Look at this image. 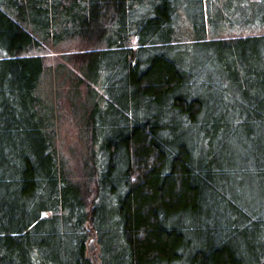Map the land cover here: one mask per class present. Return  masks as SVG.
Segmentation results:
<instances>
[{"label":"trees","instance_id":"1","mask_svg":"<svg viewBox=\"0 0 264 264\" xmlns=\"http://www.w3.org/2000/svg\"><path fill=\"white\" fill-rule=\"evenodd\" d=\"M184 3L0 0V264H95L91 232L97 264H264V35L206 17L183 41ZM64 41L91 47L66 57L95 100L78 176L26 54ZM189 45L214 50L213 90L191 89L208 70Z\"/></svg>","mask_w":264,"mask_h":264},{"label":"rangeland","instance_id":"2","mask_svg":"<svg viewBox=\"0 0 264 264\" xmlns=\"http://www.w3.org/2000/svg\"><path fill=\"white\" fill-rule=\"evenodd\" d=\"M185 5L181 24L183 41H185L184 38L190 39L191 37L188 34V27H191L193 23L205 24L206 17H209L211 22L208 31L216 36L221 35L218 38L235 37L236 35L232 33L239 32V30L251 31V33L242 32L241 36L264 35V0H186ZM204 17L205 22H203ZM224 17L228 19L226 24ZM258 25H263L261 26L263 29ZM183 48L182 54L187 56V62L195 61L191 63L194 70H208L206 71L208 72L207 77H203L204 74H202L203 78L199 79L198 83H194L191 89L197 94H202L206 91L205 85H208V88L213 90V86L218 82L213 68L206 66L200 68L199 65H205L207 56L210 55L209 53L213 54L214 50L202 45H189ZM211 48H215L214 45ZM90 49V46L79 41H64L58 44L47 43L38 48H32L26 53L29 56L43 58L44 72L40 79L38 93L48 110L55 114L53 125L56 130L54 141L56 156L67 162L68 168L73 170L75 176L81 174L82 162L92 150L89 144L90 131L87 136H83L81 131L84 128L82 124L84 116L88 114L95 100L93 96L87 95L84 83L80 88L72 87L70 77L73 78L79 73L67 62L66 57L75 52ZM223 54V51L219 49L214 57L218 58ZM92 235L91 232L89 239ZM95 243L98 258L100 246L97 236Z\"/></svg>","mask_w":264,"mask_h":264},{"label":"water","instance_id":"3","mask_svg":"<svg viewBox=\"0 0 264 264\" xmlns=\"http://www.w3.org/2000/svg\"><path fill=\"white\" fill-rule=\"evenodd\" d=\"M135 56H136V51H133V56H132V63L134 64L135 61ZM96 236L93 234L92 238L89 239L87 243V253L91 256L93 263L97 264L98 263V258L96 256V250H97V245H96Z\"/></svg>","mask_w":264,"mask_h":264},{"label":"bare ground","instance_id":"4","mask_svg":"<svg viewBox=\"0 0 264 264\" xmlns=\"http://www.w3.org/2000/svg\"><path fill=\"white\" fill-rule=\"evenodd\" d=\"M133 51H136V50H133Z\"/></svg>","mask_w":264,"mask_h":264}]
</instances>
